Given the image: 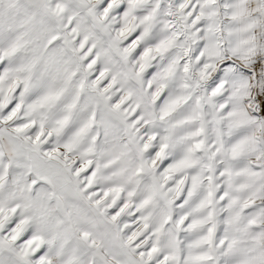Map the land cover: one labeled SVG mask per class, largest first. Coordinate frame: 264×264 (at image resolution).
Here are the masks:
<instances>
[{
    "label": "snow or ice",
    "instance_id": "obj_1",
    "mask_svg": "<svg viewBox=\"0 0 264 264\" xmlns=\"http://www.w3.org/2000/svg\"><path fill=\"white\" fill-rule=\"evenodd\" d=\"M0 264H264V0H0Z\"/></svg>",
    "mask_w": 264,
    "mask_h": 264
}]
</instances>
